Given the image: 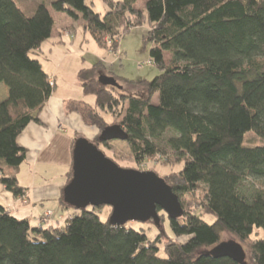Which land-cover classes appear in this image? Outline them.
I'll return each instance as SVG.
<instances>
[{"label": "trees", "instance_id": "trees-1", "mask_svg": "<svg viewBox=\"0 0 264 264\" xmlns=\"http://www.w3.org/2000/svg\"><path fill=\"white\" fill-rule=\"evenodd\" d=\"M85 1L51 0L26 11L17 0H0V85L7 90L0 99V186L24 197L17 174L26 150L17 138L54 91L39 58L55 29L50 6L80 20L104 49H116V39L148 24L145 40L159 74L130 94L104 74L114 85L99 86L102 66L94 64L79 70L77 80L95 106L66 100L64 110L100 131L112 124L102 115L114 117L136 164L157 156L164 165L180 164L161 178L182 215L169 219L158 210L163 233L149 240L126 224L101 221V207L77 210L63 197L71 213L60 226L46 220L31 227L0 204V264H238L207 254L223 232L243 246L246 264H264V238L252 237L264 233V0H146L142 10L137 0H101L103 15ZM248 134L260 143L246 145ZM90 142L99 147L98 137ZM67 177L69 183L72 171Z\"/></svg>", "mask_w": 264, "mask_h": 264}, {"label": "rangeland", "instance_id": "rangeland-1", "mask_svg": "<svg viewBox=\"0 0 264 264\" xmlns=\"http://www.w3.org/2000/svg\"><path fill=\"white\" fill-rule=\"evenodd\" d=\"M50 1L51 0H17V2L26 11L33 9L38 3H46L49 5ZM145 2L146 0H137L136 8L138 10H142L144 8ZM85 3L86 5L90 6L94 12L101 15L107 11V7L102 3L101 0H86ZM49 10L55 21L54 28H68V25H71L72 29L71 27L68 30L62 29V33L65 34V38H63L62 43L59 42L61 44L55 45V48L51 51H49L47 48V46L49 47V45H47L49 42H43L41 45L42 52L39 53V58L43 68L46 69L48 73L58 66L57 80L59 85V93L65 94L67 97H71V99L67 100H79L91 106H95V96L93 94H85L77 80V74L79 70L90 68L94 64H100L102 66L101 69H97V80L99 82V86L109 87L114 85L112 83H108L106 78L98 77L99 74H104L108 78L114 79L116 89L117 86L122 87L124 92L130 94H138L140 88L142 89V82L151 81L159 74V70L153 65L152 59L149 56L151 44L145 40V36L149 30L147 23L134 27L125 32L124 35H122L119 39H116L118 47L114 50H111L109 48L104 49L100 47L93 40L91 35L84 30L80 20L71 21L63 13H55L50 8V6ZM108 44L109 43L107 42V45ZM168 58L169 55L165 53V62L168 61ZM50 81L52 84H54L53 79H50ZM0 88H5V86L0 85ZM0 99H2L1 93ZM156 102L157 97L154 96L152 103L156 104ZM102 116L107 123L112 122V124H107L108 126L113 125V123L115 124L116 120L114 117H110L108 114H103ZM86 128L89 130L91 127ZM87 132L88 136L91 138V140H88L87 138L88 141H95L101 133V131L98 129H96V132H94L95 134L89 133L90 131ZM251 137L252 135L250 134L246 136V145L253 146L260 143L259 140L251 139ZM110 145L112 148L108 149L103 146V143H100L98 149L104 153L107 158L113 160V162L119 167L134 170L137 169L140 171H152L159 177H164L171 172L178 171L181 166L180 164H175L173 166L164 165L162 162L163 158L158 156L149 158L140 162L139 164H136L133 161V158L130 156L128 147L121 141H110ZM30 180V173L29 175L25 173L23 176L21 174V181L23 183L30 182ZM21 181L20 184L22 185ZM53 182L51 184H53ZM3 196L6 197V201H8V203H10L12 199L15 200L13 204L16 206V210L10 211L13 217L17 219L26 218L30 226L35 227L34 218H31V214L29 212H25V210L21 211L27 207L26 205L21 204V197L14 198L11 193L2 191L0 186V204L5 206ZM28 198L29 200L31 199L30 196H28ZM17 209L19 211H17ZM45 214L47 217H45ZM110 214V207L103 206L101 209L98 208V216L100 217L101 221L109 220L108 216ZM51 217H53L52 212L46 211L40 216L38 221L45 222ZM202 219L209 224L214 221V217L212 215H204L202 216ZM160 222H158V228L152 225V222H128L126 226H129L136 231L143 232L147 235L149 240H154L159 233H163L162 224ZM164 227L167 235L169 237H173L167 223H165ZM255 232L256 231H254V233ZM254 233L252 234L253 238H264L263 232H258L257 234ZM162 238H164L161 239L164 242L165 237L163 236ZM185 239L186 238H176L178 242H184ZM220 240L224 243H238L234 236L226 232L221 234ZM161 246L162 245L160 244L159 247L161 248ZM243 250L245 249L243 248ZM159 254L163 256L162 252ZM246 261L247 259L245 258V262Z\"/></svg>", "mask_w": 264, "mask_h": 264}, {"label": "water", "instance_id": "water-1", "mask_svg": "<svg viewBox=\"0 0 264 264\" xmlns=\"http://www.w3.org/2000/svg\"><path fill=\"white\" fill-rule=\"evenodd\" d=\"M125 141L127 134L118 124L106 126L99 143ZM63 199L80 210L87 207L111 208L109 222L117 227L128 222H159L158 210L169 219L182 215L177 195L152 171L119 167L85 138L75 141L72 150V178L63 190ZM208 255L246 264V254L238 243L221 242Z\"/></svg>", "mask_w": 264, "mask_h": 264}, {"label": "crops", "instance_id": "crops-1", "mask_svg": "<svg viewBox=\"0 0 264 264\" xmlns=\"http://www.w3.org/2000/svg\"><path fill=\"white\" fill-rule=\"evenodd\" d=\"M70 27L71 25H68V28L54 29L51 38L47 40L49 44L46 43L49 45V47L47 46L49 51L54 49L55 45L61 44L65 38L62 29L68 30ZM41 49L40 47V52H42ZM43 70L49 75V79H53L54 91L43 109L37 114V120L29 123L17 138L18 145L26 150L25 160L19 167L17 179L20 183L21 174L22 176L25 173L31 175L30 182L23 183L21 181V186L25 188L24 197L27 199V207L21 211L29 212L31 218H34L35 224L40 223L38 220L45 211H51L53 217L48 220L49 222L47 221L46 226H60L71 213L70 209H63L61 199L63 190L68 184L67 175L72 171L74 139L78 135L91 140L87 131L94 133L96 128L91 127L88 130L79 115L65 112L64 102L71 97L59 93L58 66L50 73L44 68ZM101 76L99 74L98 77ZM0 93L4 99L7 90L0 88ZM52 182L53 184H51ZM1 189L5 191L3 187ZM28 196L31 197L30 200ZM3 199L4 205L9 211L16 210V206L13 204L14 199L10 203L6 201L5 196ZM17 211L19 210L17 209Z\"/></svg>", "mask_w": 264, "mask_h": 264}, {"label": "built area", "instance_id": "built-area-1", "mask_svg": "<svg viewBox=\"0 0 264 264\" xmlns=\"http://www.w3.org/2000/svg\"><path fill=\"white\" fill-rule=\"evenodd\" d=\"M21 203L23 204V205H26L27 204V199L25 198V197H22L21 198ZM45 217H47V215L45 214ZM41 224H43V222H40Z\"/></svg>", "mask_w": 264, "mask_h": 264}, {"label": "bare ground", "instance_id": "bare-ground-1", "mask_svg": "<svg viewBox=\"0 0 264 264\" xmlns=\"http://www.w3.org/2000/svg\"><path fill=\"white\" fill-rule=\"evenodd\" d=\"M79 138H81L80 136H76V138L74 139V143H75V141L77 140V139H79Z\"/></svg>", "mask_w": 264, "mask_h": 264}]
</instances>
